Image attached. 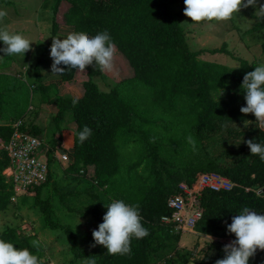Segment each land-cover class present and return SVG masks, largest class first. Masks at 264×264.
Returning a JSON list of instances; mask_svg holds the SVG:
<instances>
[{"label": "trees", "instance_id": "16d2710c", "mask_svg": "<svg viewBox=\"0 0 264 264\" xmlns=\"http://www.w3.org/2000/svg\"><path fill=\"white\" fill-rule=\"evenodd\" d=\"M61 1L67 4V8L61 15L65 30L83 31L89 36L106 30L116 51L132 70V77L122 80L107 93L101 92L93 79L101 75V68L94 64L85 69L86 80L82 82L83 93L80 97L56 101L57 113L52 119L55 126L67 110L71 111L76 125L72 160L68 162L64 173L72 180L88 184L81 193L88 195L85 202H77L83 205L82 208H75L67 200V197L75 196L76 191H66L55 185H49L48 191L56 194L58 205L67 212L80 216L92 215L98 219L100 216L103 218L107 212L106 205L110 202V200L106 201L103 207L99 193L130 204L120 194L111 195L117 193L114 190L116 188L114 175L117 171L119 156L115 140L120 129L125 134L131 133V121L138 112L144 125L160 121L167 126L165 122L171 123V121H165L167 117L165 112L181 110L180 118L183 116L186 122L191 119V126L182 133H190L196 142V150L193 151L187 139L178 144H165L169 147V155L172 150H175L172 153H175L179 163L175 165L172 160L173 167L169 166L165 173L160 174L157 167L161 161L158 148L149 144L147 132L137 130L131 134L138 133L143 140L142 146L147 157L146 166L150 172L147 178L153 179L156 184L149 187L142 201L137 203L143 226L149 234L142 239H132L130 254L109 255L107 249L103 253L92 254L80 247L72 228L54 217L50 198L40 197L42 189L48 187L50 175L47 182L27 191V193L31 192L33 205L38 208L43 225L52 231L59 230L64 234L73 262L89 264V261L94 259L95 264H186L189 253L182 251H173L172 257L160 260V252L168 246L166 240L169 237L176 239L178 233L173 237L162 236L168 229L160 224L159 219L163 215L170 214L165 207V201L169 195L176 193L179 183L190 186L194 183L197 174L214 172L225 177L235 186L229 192L213 193L208 190L200 192L197 199L201 216L193 227V231L206 237L210 235L215 240L225 238L234 240V234L227 233L226 227L231 223L232 216L238 215L244 207L258 214H264V192L261 191L264 187V161L258 155L247 156L250 150L245 145L238 152L241 157L232 166H221L207 156L202 139L205 132H215L223 124L237 126L245 120L255 122L252 114L245 115L239 111L240 107L246 106L245 93L241 88L243 76L247 72L254 71V66L239 60L237 69H229L198 60V52H191L188 49L180 25V18H186L193 23L190 18L183 15V0H55L50 24L51 38L59 35L62 29L55 21V14ZM203 23L209 22L193 24ZM246 33H255L258 37H264V21L258 20ZM260 48L264 52V40L261 41ZM207 53L228 54L223 44L218 49L208 50ZM76 71L79 70L66 69L63 75H59L61 82L72 80ZM33 72L35 75L38 73L37 64L34 65ZM220 89L222 90L220 98L212 99L210 92ZM125 92L142 94L141 98L148 101L145 100L144 103L140 99L134 100L132 97L125 96ZM145 92H147L146 98H144ZM223 95L225 99L222 98ZM73 99L78 101L75 105H73ZM153 107L159 108L157 112L161 114L160 118L156 119L154 114L148 115L150 111L146 109ZM163 117H165L164 120ZM177 117L175 113V118ZM84 126L91 129L92 135L81 143L78 134ZM28 131L37 135L39 130L29 128ZM10 134V126H0V144L6 143ZM227 134L230 138L247 135L245 132L231 130L227 131ZM249 134L252 135L254 142L264 144V131L255 129ZM235 155L226 153L228 157ZM52 161L49 158V166ZM7 165L8 161L0 150V212L14 205L17 198V195L14 196L10 180L3 174ZM89 182L103 190L98 193L97 188H92ZM164 183L166 184L163 187ZM255 190L260 191H257V194ZM13 197L14 201L11 200ZM91 238L93 240L92 236ZM0 239L13 243L17 248L27 247L39 258L40 264H48L49 255L45 253L42 244L39 242V248L32 245V241L37 240L35 236L23 234L15 228L5 227L0 232ZM214 243L217 250L215 257L222 259L223 245L218 241Z\"/></svg>", "mask_w": 264, "mask_h": 264}, {"label": "rangeland", "instance_id": "374dc122", "mask_svg": "<svg viewBox=\"0 0 264 264\" xmlns=\"http://www.w3.org/2000/svg\"><path fill=\"white\" fill-rule=\"evenodd\" d=\"M54 3L55 0H0V10H6L8 13L7 17H5L3 21V24L6 25L11 32L22 34L25 38L30 39L33 42L31 44V48L33 49V51L26 52L23 57H20V55L3 56V53H0V56H2L0 57L1 87L2 85H6V83L7 86L8 84L12 83L10 77H8L5 73V70H9L12 72L13 68L16 69V66H12V62L26 64L29 65L28 67L33 66L35 59V61L38 60L42 62V60H40L39 58V56L41 55L39 53L42 50L47 52V50L50 49V45L52 42V39L50 37V24ZM260 4H264V1L257 0V6H259ZM66 8L67 4L64 1H61L55 14V21L61 28H64L62 26L61 15ZM255 11L256 9L251 6L245 9H241L238 17L227 22L212 21L203 24H193L190 23L186 18H180V25L182 26L188 49L191 52H198L197 59L202 62L215 63L229 69H237L239 67V60L247 62V64L254 66V68L264 65V52L260 48V43L262 40H264V37H258L255 33L247 34L246 32L250 28L246 31L242 30L241 28V25L247 22L246 19L254 21L251 26L258 21L255 16ZM53 38L63 39L66 37L55 35ZM221 44L225 46V50L228 54L207 53L208 50L220 48ZM0 45V48L4 47L2 42H0ZM45 55L46 53L43 55V58L46 59L47 55ZM19 74H21L20 71ZM131 77L132 70L128 66L126 60L116 51L112 68L110 70L101 69V75L93 79L96 82L99 90L101 92L107 93L111 88L115 87L122 80L130 79ZM21 79V81L16 82L17 85L21 86V88L19 89L20 96H22L23 94L27 97V86L29 82L25 77H21ZM80 80L81 83L86 80L85 73L78 72V74L74 75V78H72L71 81H75L76 83H78L77 87L80 89ZM81 91L83 92L82 88ZM220 91L222 90L220 89L211 91L210 94L212 99L216 100L220 98ZM125 93V96H128L129 98L132 97L134 100H143V102L145 103L146 99L141 98L142 94L139 95V93L136 92H133V94L128 92ZM146 94L147 92L144 93V98L147 97ZM48 95L55 96L56 93H54V90H49ZM12 98L18 100L20 97L18 95H15L12 96ZM222 98L225 99V95H223ZM25 103L27 105V98L25 100ZM6 108L7 106L2 107L1 111L7 112ZM157 110H159V108L153 107L152 109H146V111H150L148 115L154 114L156 116V119H158L160 118L161 114H159ZM175 113H177V118H175ZM165 114L167 116L166 119L165 117H163L162 119H165V121H171V123L165 122L167 126L164 125V122L161 123L160 121L153 124L144 125L141 122L142 120H140L141 115L138 112L136 113V117H133L131 121L132 125L129 124L132 129L131 133L125 134L123 133L122 129L118 131V136L115 141L119 158L117 171L115 170L116 172L114 175V181L116 182V188L114 190L117 193H113L111 195L115 196L120 194L125 197V199L130 204H137L138 202H140V200L142 201L149 187L156 184L153 182V179L147 178L150 172L148 171V168L146 166L147 157L145 149H143L142 146L143 140L140 139L141 137L138 133L137 135H131L137 130L146 131L149 137V144L158 148L159 159H161V161L157 167L160 170V174L165 173L169 166L171 168L173 167L174 164L172 160H174L175 165H178L179 159L177 160L175 153H172V151L174 152L175 150H172L170 153L171 155H169V147L165 144H178L179 142L182 143L186 141L190 133L183 134L182 132L184 130H188L189 126H191V119L186 122L184 121L183 116L180 118L179 116L180 114H182L181 110L172 113L165 112ZM30 117L31 112L26 114L25 122H30ZM67 117H69V115H67ZM244 123L237 126H229L227 124H223L215 132H205L203 134V148L206 150L207 156L213 162L218 163L224 167H229L232 166L235 161H237L241 157V154L238 152L246 145L244 141L253 139L252 135H250L249 132L251 130L259 129L256 122H252L247 127H245ZM24 130L29 132L25 128ZM229 130L234 132H245L247 133V135L244 136L243 134L240 137L230 138L227 134V131ZM189 131L191 130L189 129ZM43 137L44 136H41V138ZM48 140L49 137L42 140L44 145L47 146ZM228 152L236 155L233 157H228L226 156V153ZM247 156L252 157L253 155L249 152ZM4 175L7 176L6 172L4 173ZM51 175L55 177L56 173L52 170L50 177ZM162 176L164 177V175ZM165 184L166 183L163 184V187L165 186ZM89 185H91L92 188L96 187L92 182H89ZM45 190H43L40 196L44 195V193L46 192ZM102 190L103 188L96 189L98 193ZM257 191L260 190H255L254 192L258 194ZM162 192L166 193L165 190H162ZM24 193L20 194H22V196L26 195L25 197L22 198L18 196L20 197L19 202L22 203V205L18 204V208L22 209V211L9 207V210L7 209L6 213H0V232L4 230L5 226H11L16 227L17 231L23 234H34L35 237H37L38 235V239L42 238V236L51 237L50 235H53L55 237L47 240L49 241V243L46 242L47 245L45 243L42 244L43 247H48L46 248L48 252L52 251L55 254V258H50L49 253H47L49 255V257H47L48 264H81V262L79 261L78 263L72 261V256L69 252V246L66 243L64 239L65 236L61 231L56 230L54 232L46 228V230L52 232L49 234L46 231L47 233L43 235V233L40 234L41 230L38 231L37 229H33L35 228L36 221L41 218V214L38 208L33 205L31 192L26 194ZM77 194L82 195L81 193ZM99 194L100 198L102 199L101 202L103 207L106 201L112 200V198H110L109 196H106L102 193ZM87 196V194L77 196L80 198L79 203H84ZM101 196H103V198ZM50 197L52 201L54 199H57V196L54 193L50 194ZM117 199L114 200L116 201ZM21 200H23V202ZM17 202L15 203L17 204ZM53 203L55 207H59L65 210L63 207H60V205H58V202L56 200ZM79 203H77V201H72V204L75 206V208H82L83 205ZM65 213V215H62L59 218L61 222L71 221L72 218L67 215H71V213L67 212V210H65ZM21 215H26V217H28L29 219H26ZM91 217L93 221L90 217L87 218V222H89V224L87 222L82 223L81 221L82 224L78 225V223L76 222V224L73 225L72 230L76 235V240H78L79 242L78 245L83 248L86 247V244H94V240H92L91 238L92 231L96 230L98 228V225L103 222L101 216L98 219H96L92 215ZM167 229L168 230H165L166 232L163 233L162 236H175L176 233L173 229ZM78 230L80 231V234L78 233ZM205 237L204 235L197 232L178 233V237H176V239H172L169 237L166 240V244L168 245L167 248L160 252V260L162 258L168 259L169 256L172 257L173 251H182L184 253H189V255L186 257V264H215V261L217 260L215 257L217 250L216 243L214 242L217 241L213 239V241L210 243L207 237ZM52 239L53 242L51 243ZM225 241L227 240L224 239L223 242ZM223 242H221V244L224 246L225 243ZM91 249H87V252L92 254H100L106 250L105 247L100 245H95ZM176 262L178 263L179 261L177 260ZM248 264H264V252L257 251L256 255L249 259Z\"/></svg>", "mask_w": 264, "mask_h": 264}, {"label": "clouds", "instance_id": "9594fccd", "mask_svg": "<svg viewBox=\"0 0 264 264\" xmlns=\"http://www.w3.org/2000/svg\"><path fill=\"white\" fill-rule=\"evenodd\" d=\"M183 2V15L190 18L193 23L227 22L238 17L241 9L249 6L256 9V19L264 21V4L257 6V0H183ZM7 15L6 10H0V42L4 45L0 48V53H3V56L23 57L26 52L33 51L31 48L33 42L22 34L11 32L3 24ZM246 20L247 22L241 25L245 31L254 22ZM51 39L49 53L52 60L51 73L63 75L66 69H78L84 73L86 67L94 64L104 70H110L113 66L116 48L106 30L94 36L81 31L70 32L63 39ZM27 69L28 65H25V72ZM241 88L245 93L246 106L240 107L239 111L245 115L252 114L257 127L264 131V65L247 72L243 76ZM77 102V99H73V105ZM251 122L245 120V127ZM91 135L92 131L88 126H84L78 134L81 143ZM187 142L195 151L196 142L191 135L187 137ZM244 143L253 156L258 155L264 161V144L251 139L245 140ZM102 219L103 222L92 231L94 240L92 246L105 247L109 255L130 254L132 239H142L149 234L143 226L138 204H127L123 200L113 201L107 206V212ZM226 227L227 233L234 234L235 239L225 238L232 241L223 246L224 257L217 259L215 264H248L249 259L254 257L258 250L264 251V214L244 207L238 215L232 216L231 223ZM191 232H194L193 229ZM207 239L210 243L213 241L210 235H207ZM32 245L35 248L40 246L38 240H33ZM0 264H40V261L27 247L17 248L13 243L0 239ZM89 264H95V260H90Z\"/></svg>", "mask_w": 264, "mask_h": 264}, {"label": "crops", "instance_id": "0c3cea01", "mask_svg": "<svg viewBox=\"0 0 264 264\" xmlns=\"http://www.w3.org/2000/svg\"><path fill=\"white\" fill-rule=\"evenodd\" d=\"M70 32L71 30H65V28H62L60 29L58 36L66 37L67 34ZM45 53L47 55L46 59L43 58V55ZM49 53H50V49L47 50V52L42 50L39 53L41 54L39 58L40 60H42V62L38 60L35 61L36 60L35 59L33 66L28 67L26 72H25L26 64H19V63H13V62H12L13 64L12 66H16V69L13 68L12 72L9 70H5L6 75L10 77L12 83L8 84V86H7V83L6 85H2V87L0 86V126H10L14 121L20 120L23 123V126L26 130H29V128L39 130L37 135H35L39 139L41 138V136H44L43 137L44 139L49 137L46 147H48L51 150L56 151L59 154L60 153L66 154L67 162L60 163L56 160H53L50 163V166H49L50 174L53 170L56 173V176L53 177L51 175L48 187L43 188L41 191L42 193L43 190L46 189L45 190L46 192L44 193L43 196H40L42 199L46 197L50 198L49 201H51L50 204H51V208L53 211V215L61 222V220L59 219L60 216L65 215L66 213H65V210L59 207H55L53 202L55 200L57 201V199H54L53 201L51 200V197H50L51 193L48 191L50 186L55 185L59 189H62V190H66V191L74 190L76 191V193H82L84 189H86L88 184H86L83 181L77 182V180H72L71 177L67 176L64 173L68 162L72 160V154L74 150L73 135L76 129V125L73 121L71 111L70 110L65 111L61 115L56 126L54 125L52 119L57 113V103H56L57 100L64 99V98H76V97L78 98L82 95L83 92L81 91V88H82L81 80H80L81 86L79 89L77 87L78 83H76L75 81L70 80L69 82H61L59 75L55 73H51L52 60L50 58ZM35 64H37V68H38V73L36 75L33 72V67ZM19 71L21 72V74H19ZM78 72L80 71H76L74 75L78 74ZM74 75H73V78H74ZM21 77H25L26 80H28L29 82L27 86V90H28L27 97L26 95L24 96L23 94L22 96H20L19 89L21 88V86L17 85L16 83L17 81L22 80ZM13 81H14V84H13ZM49 90H54V93H56V95L49 96L48 95ZM15 95H18L20 98L18 100L13 99L12 96H15ZM6 96H7V99H6ZM26 98L28 99L27 105L25 103ZM4 106H7L6 108L7 112L1 111V108ZM29 112H31V117H30L31 120L30 122L28 121L25 122L26 114H28ZM67 115H69V117H67ZM51 121H52V127H51ZM43 138L41 139L44 140ZM79 173L81 174V172ZM18 196L25 197L26 195L22 196V194H18L15 200V202H17L18 200L17 204L15 203L14 205H11L9 207L22 211V209L18 208V204L22 205V203L19 202L20 197ZM77 196H82V195L76 194L75 196L67 197V200L70 201L71 203L72 201H76V200L78 202L80 198ZM112 200L115 201L114 199ZM21 201L23 202V200ZM9 207L7 208L8 210H9ZM0 213H6V211L0 212ZM67 215L70 216L72 220L68 222H61V223L69 225L72 229H73V225L76 224V222L78 223V225H80L83 222H87L88 217H90L92 220V217L89 215L80 216L78 214H73V213H71V215L70 214H67ZM21 216H23L26 219H29L28 217H26V215H21ZM87 223L89 224V222ZM8 228L16 229V227H11V226ZM33 229H37L38 231L41 230L40 234L43 233V235L46 234L47 232L49 234L52 232V231L46 230V227L42 223V218H39V220L36 221L35 228ZM78 233L80 234L79 230H78ZM32 236H34V234ZM50 236L51 237L42 236V238L38 239L37 238L38 235H37L36 238L41 244H44V243L46 244V242L49 243V241L47 240H50L52 237H55L53 235H50ZM52 242H53V239L51 243ZM90 246L92 245L86 244L85 249L87 250V249L93 248ZM46 248L48 247L47 246L43 247V249H45L44 251L46 252V254L49 253L50 258L52 257L55 258V254L52 251L48 252Z\"/></svg>", "mask_w": 264, "mask_h": 264}, {"label": "built area", "instance_id": "2783aa9c", "mask_svg": "<svg viewBox=\"0 0 264 264\" xmlns=\"http://www.w3.org/2000/svg\"><path fill=\"white\" fill-rule=\"evenodd\" d=\"M10 128V137L6 143L0 144V150L8 161L3 174L6 172L15 196L47 182L50 175L49 158L64 163L67 157L64 153L51 151L37 136L25 131L20 120L14 121ZM234 186L228 179L214 172L197 174L190 186L179 183L176 193L166 198L165 207L170 214L161 216L160 224L173 229L176 234L191 232L201 216L197 199L200 192H229ZM11 200L14 201V197ZM111 202L106 205V211ZM216 241L223 242L221 239Z\"/></svg>", "mask_w": 264, "mask_h": 264}, {"label": "water", "instance_id": "95a60500", "mask_svg": "<svg viewBox=\"0 0 264 264\" xmlns=\"http://www.w3.org/2000/svg\"><path fill=\"white\" fill-rule=\"evenodd\" d=\"M262 192H264V187L262 188V190H261Z\"/></svg>", "mask_w": 264, "mask_h": 264}]
</instances>
